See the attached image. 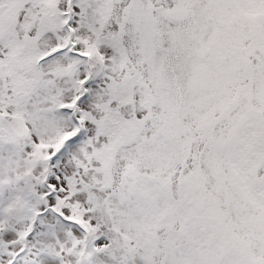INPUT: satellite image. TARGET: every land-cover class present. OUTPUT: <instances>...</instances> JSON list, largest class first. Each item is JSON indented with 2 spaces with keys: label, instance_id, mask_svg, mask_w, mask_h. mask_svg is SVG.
<instances>
[{
  "label": "snow or ice",
  "instance_id": "6c2138e0",
  "mask_svg": "<svg viewBox=\"0 0 264 264\" xmlns=\"http://www.w3.org/2000/svg\"><path fill=\"white\" fill-rule=\"evenodd\" d=\"M0 264H264V0H0Z\"/></svg>",
  "mask_w": 264,
  "mask_h": 264
}]
</instances>
